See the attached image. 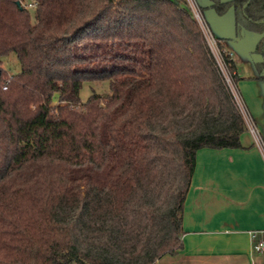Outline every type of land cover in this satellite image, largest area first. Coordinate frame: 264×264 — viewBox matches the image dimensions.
Returning <instances> with one entry per match:
<instances>
[{"label": "trees", "instance_id": "16d2710c", "mask_svg": "<svg viewBox=\"0 0 264 264\" xmlns=\"http://www.w3.org/2000/svg\"><path fill=\"white\" fill-rule=\"evenodd\" d=\"M24 1L0 0V59L21 64L0 77V264L178 255L198 152L247 131L201 24L183 0ZM211 1L263 34L264 82V0ZM87 83L111 94L83 102Z\"/></svg>", "mask_w": 264, "mask_h": 264}, {"label": "crops", "instance_id": "0c3cea01", "mask_svg": "<svg viewBox=\"0 0 264 264\" xmlns=\"http://www.w3.org/2000/svg\"><path fill=\"white\" fill-rule=\"evenodd\" d=\"M232 38H218L228 53L226 42ZM232 60L248 112L242 148L198 152L185 202L184 247L155 264H264V256L253 251L250 236L256 232L264 241V82L258 74L240 78L233 54ZM248 120L258 129L261 144L250 132Z\"/></svg>", "mask_w": 264, "mask_h": 264}, {"label": "rangeland", "instance_id": "374dc122", "mask_svg": "<svg viewBox=\"0 0 264 264\" xmlns=\"http://www.w3.org/2000/svg\"><path fill=\"white\" fill-rule=\"evenodd\" d=\"M183 1L187 2L194 14H200L202 21L198 19V22L201 24L204 30L209 46L217 61L219 62V65H222V59L216 39L218 40L219 37L227 38L228 36H231L233 38L226 42L227 48L233 54V58H235L237 61L238 72L241 76L240 78L247 77L248 75L258 74L257 68L253 61L257 62L261 60V56L259 54H255V51L262 40L263 34L261 32L259 33L251 29L239 31L236 24L234 8L229 9L224 15H219L217 10L211 7V0H194L195 2L192 0ZM222 1L227 2L232 0ZM29 3L30 0H26L23 2V6H27L29 10L34 11V7H30ZM0 61V70L4 77L6 76L10 78L21 71L20 61L15 54H11L8 57L2 58ZM222 70L225 71L227 78L230 79L225 68ZM228 83L235 96L238 98L237 101L243 114H247V108L245 107L244 100L239 92L238 85L235 86L232 78ZM93 93H97L103 98L111 94L108 83H87L85 84L81 94L83 102H86Z\"/></svg>", "mask_w": 264, "mask_h": 264}, {"label": "built area", "instance_id": "2783aa9c", "mask_svg": "<svg viewBox=\"0 0 264 264\" xmlns=\"http://www.w3.org/2000/svg\"><path fill=\"white\" fill-rule=\"evenodd\" d=\"M193 2H195L194 0H192ZM34 5H32V4H30V7H33ZM27 7V6H26ZM192 10V9H191ZM193 12V11H192ZM193 15L195 16V18L198 20H200V21H202V19H201V16H200V14L199 13H197V14H194V12H193ZM214 38V37H213ZM217 41V40H216ZM219 52H220V56H221V61H222V65L220 64V66H221V68L223 67V68H225V70L227 71V68H226V64H225V62H224V60H223V56H222V52L220 51V49H219ZM230 54V56L232 57V54L231 53H229ZM222 68V69H223ZM224 73H225V71H224ZM228 73V72H227ZM226 75V74H225ZM228 75H229V77H230V79L232 78L231 77V75L228 73ZM226 78H227V76H226ZM230 79H228L227 78V80H228V82L230 81ZM237 98V97H236ZM238 99V98H237ZM245 114L246 113H244L243 115H244V118H245ZM248 123H249V129H250V132L255 136V138H256V141H257V143L258 144H261L262 143V138H261V136L259 135V131H258V129L256 128V126L254 125V123L251 121V120H248ZM247 124V123H246ZM250 236H251V238H252V240L254 241V243H253V246H252V249H253V251L255 252V253H257V254H260V255H262V256H264V241H262V240H258L257 239V237H258V234L256 233V232H250Z\"/></svg>", "mask_w": 264, "mask_h": 264}, {"label": "water", "instance_id": "95a60500", "mask_svg": "<svg viewBox=\"0 0 264 264\" xmlns=\"http://www.w3.org/2000/svg\"><path fill=\"white\" fill-rule=\"evenodd\" d=\"M0 77H1V70H0Z\"/></svg>", "mask_w": 264, "mask_h": 264}]
</instances>
